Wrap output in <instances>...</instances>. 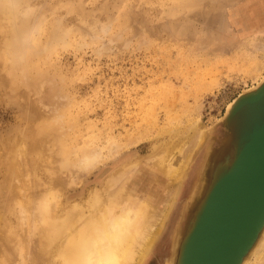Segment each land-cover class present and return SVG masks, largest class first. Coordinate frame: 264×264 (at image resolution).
Wrapping results in <instances>:
<instances>
[{"label":"rangeland","instance_id":"rangeland-1","mask_svg":"<svg viewBox=\"0 0 264 264\" xmlns=\"http://www.w3.org/2000/svg\"><path fill=\"white\" fill-rule=\"evenodd\" d=\"M10 8L21 34L7 63L13 71L0 62V166L36 123L65 119L63 128L70 118L72 127H57L56 137L64 141L67 130L72 157L90 145L99 160L111 159L88 169L77 162L71 170L80 180L67 189L69 203L100 186L124 158L144 159L170 131L182 137L197 120L216 130L229 105L264 80V0H0V15ZM112 143L120 146L113 158ZM204 152L144 264H166ZM41 170L29 169L24 182L47 181Z\"/></svg>","mask_w":264,"mask_h":264},{"label":"bare ground","instance_id":"bare-ground-1","mask_svg":"<svg viewBox=\"0 0 264 264\" xmlns=\"http://www.w3.org/2000/svg\"><path fill=\"white\" fill-rule=\"evenodd\" d=\"M5 11L0 15V62L4 61L7 66L9 56L18 45L21 33L14 27L15 18L11 8ZM5 33L10 38H7ZM53 48L56 49L57 46ZM12 71L6 67V72ZM23 83L24 79L19 85ZM258 85L260 87H257V91H260L264 80ZM44 91L42 89V93ZM42 93L40 90V94ZM36 95L37 92L34 97ZM46 95L42 94V97L45 98ZM41 100L43 101V98L36 101L37 105ZM50 100L52 99L48 96V101L51 102ZM233 104L228 108L231 109ZM40 106L42 107L37 106L38 111L45 109ZM53 108L52 106L51 110H54ZM60 109L56 110L59 114ZM47 112L43 114L46 115ZM63 112L66 113L65 110ZM255 112L264 113V102L258 107L243 106L235 111L233 120L227 127L230 139L218 134L215 128L204 126L199 120L194 121L182 137L178 136V131H170L171 138L154 145L144 159L131 155L124 158L116 170L105 176L100 186L88 189L82 198L73 203L66 200L67 189L73 184H78L80 179L71 169L78 165L77 162L79 168L88 169L96 166L102 159L104 162L111 158L103 156L99 160L100 153H93L90 145L89 148L84 145V148L78 150L81 153L75 160L72 157L74 142H71L72 149L65 142L68 139L65 136L67 130L64 141L56 137L60 133L58 124L66 117L58 124L55 123V118L51 120V117L50 120H43L40 125L36 123L37 127L29 132L28 136L26 134L23 139H17V145L14 146L8 161L2 162L0 166V175L3 176L0 181V264H81L84 242L107 232L121 236L115 248L119 264H144L166 228L180 192L201 151L205 150L183 205L180 220L170 239V254L166 264H177L181 246L192 229V221L208 189L210 177L213 172L218 174L229 156L232 145L245 134ZM40 114L42 115V112ZM35 117L37 118V115ZM69 119L63 124L69 126L72 123L68 122ZM64 125L60 128L61 132L65 130ZM70 126L72 127V124ZM57 127L59 128L56 129ZM70 138L72 137H69V140ZM117 150L120 151L118 144L112 143L108 147L110 155L113 154L112 158L118 154ZM40 168L48 173V179L45 178L47 181H40L38 184L34 182L32 186L26 184L24 178L28 176L29 169L37 173ZM257 262L264 264V226L241 264Z\"/></svg>","mask_w":264,"mask_h":264},{"label":"water","instance_id":"water-1","mask_svg":"<svg viewBox=\"0 0 264 264\" xmlns=\"http://www.w3.org/2000/svg\"><path fill=\"white\" fill-rule=\"evenodd\" d=\"M263 102L264 85L240 95L216 131L230 139L227 127L235 111ZM230 150L210 177L177 264H241L264 226V113H254Z\"/></svg>","mask_w":264,"mask_h":264},{"label":"clouds","instance_id":"clouds-1","mask_svg":"<svg viewBox=\"0 0 264 264\" xmlns=\"http://www.w3.org/2000/svg\"><path fill=\"white\" fill-rule=\"evenodd\" d=\"M121 236L111 232L95 235L86 240L82 247L81 264H119L115 248Z\"/></svg>","mask_w":264,"mask_h":264}]
</instances>
